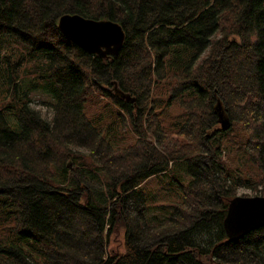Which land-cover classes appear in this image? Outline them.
<instances>
[{
  "label": "trees",
  "instance_id": "trees-1",
  "mask_svg": "<svg viewBox=\"0 0 264 264\" xmlns=\"http://www.w3.org/2000/svg\"><path fill=\"white\" fill-rule=\"evenodd\" d=\"M66 13L118 22L121 50L76 45L57 27ZM93 95L129 143L88 117ZM177 165L190 178L150 216L140 186ZM258 186L264 0H0V264H264V226L234 241L223 227L237 189ZM121 232L124 251L109 250Z\"/></svg>",
  "mask_w": 264,
  "mask_h": 264
},
{
  "label": "water",
  "instance_id": "water-1",
  "mask_svg": "<svg viewBox=\"0 0 264 264\" xmlns=\"http://www.w3.org/2000/svg\"><path fill=\"white\" fill-rule=\"evenodd\" d=\"M58 29L63 35L82 49L105 58L117 54L124 43L122 26L110 19H91L79 14L66 13L59 17ZM112 91L122 99L134 103L136 98L122 91L113 81ZM218 123L227 130L231 121L217 102L214 107ZM264 226V196H235L230 199L223 220V227L229 241L243 238L249 232Z\"/></svg>",
  "mask_w": 264,
  "mask_h": 264
},
{
  "label": "rangeland",
  "instance_id": "rangeland-1",
  "mask_svg": "<svg viewBox=\"0 0 264 264\" xmlns=\"http://www.w3.org/2000/svg\"><path fill=\"white\" fill-rule=\"evenodd\" d=\"M113 88V87H112ZM31 107L41 113V115L47 120L52 118V110L47 105L45 93L31 92ZM98 96H91L86 103V112L88 117L101 128H108V125L111 124L114 127V124L117 127V132H120L121 135L125 134L124 138L125 143H129L132 139L127 138L129 135V126H123L122 123L118 120L117 116V107L113 104H109L107 99L99 100ZM171 112H176L178 106L174 105L171 108ZM107 137V136H106ZM82 152H87L85 149H81ZM183 177L190 178L186 172L184 166L177 165L174 169L167 171L164 174L156 175L145 180L140 189L144 192L147 199V212L150 216H157L160 218H165L169 215L170 209L165 208L164 205L171 204L174 200L177 199L179 195V184L183 183L185 180ZM263 186H258L256 190L247 187H240L237 189L236 196H257L259 194V189ZM164 206V207H162ZM123 232L119 236L112 235L109 239V250L114 252H123L124 251V242H123Z\"/></svg>",
  "mask_w": 264,
  "mask_h": 264
}]
</instances>
